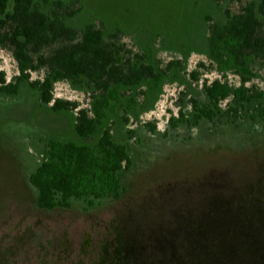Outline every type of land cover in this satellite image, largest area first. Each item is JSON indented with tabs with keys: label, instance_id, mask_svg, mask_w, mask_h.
I'll use <instances>...</instances> for the list:
<instances>
[{
	"label": "rangeland",
	"instance_id": "rangeland-1",
	"mask_svg": "<svg viewBox=\"0 0 264 264\" xmlns=\"http://www.w3.org/2000/svg\"><path fill=\"white\" fill-rule=\"evenodd\" d=\"M246 1L80 0L84 10L72 25L82 28L102 20L124 29L136 51L152 50L164 63L186 58L185 82L166 83L151 95V109L127 123L119 111L108 120L115 139L131 145L133 164L124 173L126 190L120 198L100 200L91 208L75 201L69 209L52 211L37 207L29 182L48 142L94 145L100 135L78 136L77 110H52L27 81L17 94L0 92V264H99L119 240L139 255L138 262L196 264L200 239L212 242L207 255L213 258L264 264L261 250H241L249 238V229H243L247 222L264 240V121L169 126V118L178 115L191 91L201 89L203 79L240 84L234 73L225 78L203 70L199 82L188 73L200 61L209 63V24ZM0 71L8 81L18 75L16 60L5 49H0ZM255 71L258 76L248 85L264 91V67L257 63ZM38 76L32 72L31 79ZM54 96L91 105L90 92L68 81L56 83ZM195 221L202 224L199 231ZM139 249L143 254L136 253Z\"/></svg>",
	"mask_w": 264,
	"mask_h": 264
},
{
	"label": "trees",
	"instance_id": "trees-1",
	"mask_svg": "<svg viewBox=\"0 0 264 264\" xmlns=\"http://www.w3.org/2000/svg\"><path fill=\"white\" fill-rule=\"evenodd\" d=\"M83 10L80 0H0V49L11 52L18 69L10 81L0 71V92L17 94L19 85L27 81L52 110H77L74 129L78 136L100 135L94 145L73 140L48 142L41 162L29 176L41 210L69 209L75 201L86 202L91 208L100 200L120 198L126 190L124 173L133 164L131 145L115 139L108 120L119 111L127 123L131 116L151 109V95L166 83L185 82L186 58L164 63L152 50L136 51L125 40L124 29L109 27L102 20L82 28L72 25L70 21ZM208 30L209 63L198 62L189 77L199 82L203 70H215L225 78L234 73L240 84L203 79L201 89L195 94L191 91L178 115L169 118V126L264 121V91L255 83L248 85L258 76L255 65L264 67V0H247L235 12L226 10L225 18L212 21ZM32 72L40 76L31 79ZM60 81L89 91L90 107L56 98L54 88ZM149 127L156 130L154 125ZM194 224L199 231L202 224ZM252 224L247 222L243 227L249 229V238L241 250L264 253V240L253 235ZM202 241L196 264H236L232 258L208 256L212 242L206 245ZM124 245L119 240L113 254L106 252L99 264H160L138 262L139 255L134 256L133 249ZM138 252L143 254L141 249Z\"/></svg>",
	"mask_w": 264,
	"mask_h": 264
}]
</instances>
